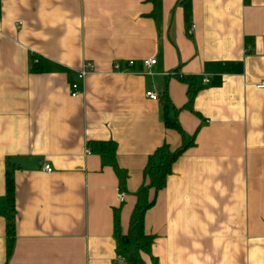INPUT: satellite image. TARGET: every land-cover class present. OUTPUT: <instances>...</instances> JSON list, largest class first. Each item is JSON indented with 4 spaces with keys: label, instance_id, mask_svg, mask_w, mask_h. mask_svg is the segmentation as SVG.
<instances>
[{
    "label": "crops",
    "instance_id": "1",
    "mask_svg": "<svg viewBox=\"0 0 264 264\" xmlns=\"http://www.w3.org/2000/svg\"><path fill=\"white\" fill-rule=\"evenodd\" d=\"M146 58L151 74L113 70ZM261 81L264 0H0V264H264ZM163 88L192 144L149 191L150 255L133 262L113 215L125 233L147 157L183 142L144 94ZM106 141L122 183L90 146Z\"/></svg>",
    "mask_w": 264,
    "mask_h": 264
},
{
    "label": "trees",
    "instance_id": "2",
    "mask_svg": "<svg viewBox=\"0 0 264 264\" xmlns=\"http://www.w3.org/2000/svg\"><path fill=\"white\" fill-rule=\"evenodd\" d=\"M178 77L182 81L189 83V80L183 76ZM193 93V89L189 87L187 90V101L185 103V107L188 109H190ZM157 96L158 100L161 102L165 126L180 133L183 137V142L174 149H170L166 144H163L147 157L143 169V182L134 193L135 203L129 215L125 233H122L120 230L117 213L113 215V237L117 243V252L124 259L133 262H141V254L150 255V246L153 236L145 233L143 229V214L153 202V197L149 198V191L155 193L164 186L167 175L171 171V164L186 147L192 144V139L188 141L184 140L181 128L175 118L177 109L171 105L165 88L159 91ZM90 146L92 150L99 155L101 165L110 166L119 178V181L121 183L124 182L126 172L116 164L114 142H91ZM5 189V194L0 196V215L5 219V231L10 235H8V241L10 243L13 227V186L8 172L5 173ZM9 208L10 210L8 211ZM8 248L9 246L7 247V251L9 250ZM153 264L155 263L153 262Z\"/></svg>",
    "mask_w": 264,
    "mask_h": 264
},
{
    "label": "built area",
    "instance_id": "3",
    "mask_svg": "<svg viewBox=\"0 0 264 264\" xmlns=\"http://www.w3.org/2000/svg\"><path fill=\"white\" fill-rule=\"evenodd\" d=\"M155 60L153 58H146L138 61V64L140 66V69H130V67H133L136 63L135 60H127L124 64V66H121L118 63H115L113 65V70L118 73H134V74H151L150 72V67L152 64H154ZM90 71L89 65H84L78 72H77V77L82 78L86 73ZM207 76H203L202 81H206ZM257 87H264V81L259 82L256 84ZM69 94L70 96H76L78 94V88L75 83H71L69 86ZM145 96L151 100H157L158 96L157 94L152 91V90H147L145 91ZM42 169L49 172L50 167L48 164H43ZM124 198V193L121 190H118L116 193V199L119 202H122Z\"/></svg>",
    "mask_w": 264,
    "mask_h": 264
}]
</instances>
